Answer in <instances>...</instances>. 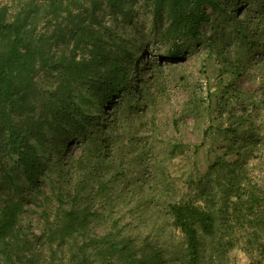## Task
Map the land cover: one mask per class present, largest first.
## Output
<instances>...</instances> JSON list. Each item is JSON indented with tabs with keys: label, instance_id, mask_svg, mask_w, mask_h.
Here are the masks:
<instances>
[{
	"label": "trees",
	"instance_id": "16d2710c",
	"mask_svg": "<svg viewBox=\"0 0 264 264\" xmlns=\"http://www.w3.org/2000/svg\"><path fill=\"white\" fill-rule=\"evenodd\" d=\"M243 4L0 0V185L14 191L0 204V264H202L204 239L214 235L219 222L226 230L237 229L244 251L264 262V184L246 175L230 179L234 159L216 157L208 166V174L214 172L222 186L223 201L216 210L179 197L161 211L141 189L126 197L120 162L113 168L98 157L66 152L75 142L85 145L88 135L95 136L98 151L108 137L117 146L120 100L126 99L134 116L141 106L134 71L143 85L156 82L155 73L167 60L181 58L198 44L201 28L213 14H230L235 31L242 34L243 19L236 13ZM140 7L150 14L153 40L167 44L149 52L157 56L154 62L140 57L143 45L123 34L124 24L134 25ZM183 148L172 144L169 157L182 154ZM16 170L22 177L13 174ZM52 173L57 179L51 183ZM44 180L50 181L49 190ZM52 197L49 207H31L37 198L50 202ZM113 197L125 203L138 225L146 210L157 213L155 220L150 227L142 224L143 229L122 221L111 214ZM28 211L37 215V231L30 221L23 222ZM165 226L179 232L177 244L160 238Z\"/></svg>",
	"mask_w": 264,
	"mask_h": 264
},
{
	"label": "rangeland",
	"instance_id": "374dc122",
	"mask_svg": "<svg viewBox=\"0 0 264 264\" xmlns=\"http://www.w3.org/2000/svg\"><path fill=\"white\" fill-rule=\"evenodd\" d=\"M244 1L247 6L243 4L236 13L243 19L242 34L235 31L230 14H213L201 28L198 44L181 58L167 60L169 63L155 73L156 82L143 85L134 71L133 85L140 90L141 106H136L134 116L126 99L120 100L117 146L108 137L107 146L98 151L95 136L88 135L85 145L75 142L68 147V156L98 157L113 168L120 162L125 170L123 181L128 184L126 197L137 196L141 189L161 211L166 202L179 197L192 198L216 210L223 201L222 186L215 181L214 172L208 174V166L216 157L236 161L230 179L246 175L264 184V0ZM133 19L134 25L124 24V36L143 45L140 57L156 61L157 56H149V52L162 51L167 44L153 40L150 14L145 8L140 7ZM142 74L145 78V69ZM233 139L235 145L231 147ZM177 142L183 144V153L170 158V147ZM228 145L231 152L226 150ZM13 174L22 177L20 171ZM56 176L51 174V183L56 182ZM44 188L50 189L49 180H44ZM8 195H14L13 187L0 185V204ZM94 200L97 202L98 197ZM52 203L53 197L50 202L37 198L31 207L40 211ZM110 205L113 216L139 229L144 228L142 224L150 227L157 215L146 210L138 225L137 217L118 197H113ZM27 221L37 231V215L28 211L23 216V222ZM159 232L169 244L180 239L179 232L169 226ZM243 243L237 229L226 230L219 222L214 235L204 239L202 264H263L256 261V253L244 251Z\"/></svg>",
	"mask_w": 264,
	"mask_h": 264
}]
</instances>
